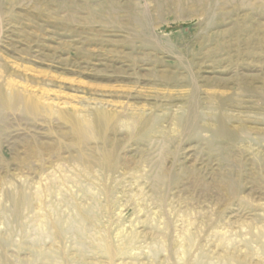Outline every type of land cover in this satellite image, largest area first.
<instances>
[{
    "label": "rangeland",
    "instance_id": "1",
    "mask_svg": "<svg viewBox=\"0 0 264 264\" xmlns=\"http://www.w3.org/2000/svg\"><path fill=\"white\" fill-rule=\"evenodd\" d=\"M40 40L46 53L87 43L124 73L42 61ZM0 49L10 71H51L54 106L86 116L101 97L165 117L143 140L127 130L78 143L56 111L34 121L0 108V264H264V0H0ZM81 56L61 49L55 61ZM188 76L200 86L197 136L176 119ZM212 115L248 134H216ZM76 216L89 237L56 236L55 222Z\"/></svg>",
    "mask_w": 264,
    "mask_h": 264
},
{
    "label": "bare ground",
    "instance_id": "2",
    "mask_svg": "<svg viewBox=\"0 0 264 264\" xmlns=\"http://www.w3.org/2000/svg\"><path fill=\"white\" fill-rule=\"evenodd\" d=\"M96 12L98 13L97 15H99L101 13V9H97ZM203 14H205V12H203ZM96 17L101 18V16H96ZM40 41L41 43L37 46L39 50L37 51H39L38 53H41V56L39 57L42 61L44 60L52 61L64 67L71 66L73 68L78 69V71L81 74L84 72V70L89 72H94V76H96V78H98L99 73L101 71H107L108 68L111 67L117 69V71H119L120 74L124 73L125 65H120L119 67H116L117 62H115L114 59L107 58L105 60L102 57L99 59L94 58L93 57L94 52L86 48V46L88 45L87 43L80 42L82 44L81 46H78L76 43H69V44L65 43V45L60 44L58 47L55 46L52 48L53 53H46L45 51L46 48H48V50L50 51L51 46L46 45V43L44 42L45 40H40ZM118 41L123 42L121 39H119ZM134 46L132 45L130 47L134 49ZM29 49L30 50H25L24 53L33 50V47L30 46ZM61 49L67 50L68 54H70L71 51L74 49L82 56L77 57L76 59L71 57L68 58L59 57L61 59L59 61H55L58 50ZM108 51L114 52V49L111 50L108 49ZM129 53H130L129 58H132L131 59L132 64L135 65L139 63L138 56L135 55V52L131 51ZM94 60L103 61V63H93ZM4 61L5 60H3L2 53L0 51V108H4V110L8 109L15 114H19L23 118L24 117L29 118L34 121H37V119L46 120L51 113L56 111L60 114L59 118L61 120H64L65 124L69 125L68 127H70L71 131L74 132V135L78 139L77 141L78 143H81L82 138L84 139L86 137V132H97L100 135H102L103 132H121V131L127 132V130L135 134L134 136L137 137L138 139L143 140V138L146 136L143 135V132H146L148 129H154L159 124L160 120H163L165 118L163 116L154 113L152 115L150 114L149 116L142 109H140V111L136 113L126 114L124 113V111H127L130 107L127 108L125 106L123 107L124 109L123 112L113 111L114 108L112 110H109L108 108H106L105 105H103V100L101 99V97L99 99V101L102 102V103L100 102L101 106H98L96 109L94 108L89 109L87 112L88 115L81 116L80 113L75 111L74 109L68 111L61 108L60 107L61 104L55 103L57 106H54V104L51 101H49V96L51 95V91L50 89H47V87L51 85L50 82L56 78L51 73V71L40 70L38 71L37 74L34 72V69L32 67H28V66L27 67L24 66L23 68L24 72L23 71L20 72V70L10 71L8 65ZM83 63H86V65H82ZM28 71H30V73H28ZM152 72L153 71H151V73ZM147 75H149V73H147ZM152 75L155 76L154 79L155 84H161V85L175 84L176 86H179L178 84L179 82L177 81L178 79L175 78V76H173L169 72L154 71ZM13 77L20 78V80L26 82V84L29 82H31V84H37L39 88L38 90L29 89L28 86L23 85L20 81H14ZM186 80H187L186 83L189 84L190 86V92L188 93V102H187V104L189 105L187 106V108L183 109L184 113L180 116H177L176 119L179 121L183 129L185 127L187 131L192 132L193 135L197 136L199 134L198 127H196L197 124L193 123L189 125L188 116L191 115V113L193 112L194 115L197 116L196 107L192 109V104L197 105V102L199 103L198 96H199L200 86L191 76H188ZM218 81L219 80L207 78V84L209 86L218 85ZM110 91H111L110 89L105 90L106 93H111ZM94 99H96V97H94ZM220 101L222 105L221 107L225 108V102L227 100L221 99ZM210 117H211L210 118L211 121L215 123L217 122L219 123L218 128L214 131L216 132V134H220L231 140H236L238 137L248 134V132H245L244 130H241V132L232 131L227 126V124L223 123L221 118H218L214 115ZM21 210H22V203L19 200H15L14 213H18ZM53 226L55 229V234L59 238H71L75 236V237H82L87 239L89 237V232H87V229L83 224L82 220L80 219V217L77 216L67 220L66 222L63 221L55 222Z\"/></svg>",
    "mask_w": 264,
    "mask_h": 264
}]
</instances>
